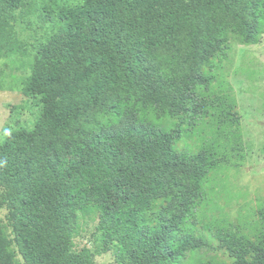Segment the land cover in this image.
I'll return each instance as SVG.
<instances>
[{"label":"trees","instance_id":"obj_1","mask_svg":"<svg viewBox=\"0 0 264 264\" xmlns=\"http://www.w3.org/2000/svg\"><path fill=\"white\" fill-rule=\"evenodd\" d=\"M263 35L264 0H0V60L43 99L1 145L0 264H95L83 219L119 264H264V212L230 219L216 196L245 157L224 64ZM202 232L220 258L189 256Z\"/></svg>","mask_w":264,"mask_h":264},{"label":"rangeland","instance_id":"obj_2","mask_svg":"<svg viewBox=\"0 0 264 264\" xmlns=\"http://www.w3.org/2000/svg\"><path fill=\"white\" fill-rule=\"evenodd\" d=\"M83 0H66V4L74 7ZM49 31V29H47ZM46 33L41 22L32 19L31 26L24 36L33 47ZM225 66V79L232 86L240 116L239 132L242 139L245 157L243 163L236 168L224 170L219 174L221 179L216 196L218 207L230 219H241L251 224H259L264 212V35L257 45L243 46L232 43ZM0 68L4 72V90L0 91V152L1 145L9 136L21 133L30 128L42 106V97L34 94L30 99L22 94V83L29 70H12L7 60H0ZM179 146H183L181 143ZM7 211L0 208V226L7 235L11 230L6 225ZM97 221L82 220L79 235L74 239L75 249L89 248L94 252L95 264H119L113 253H97L96 242ZM201 235L209 243L189 253L195 258H215L222 255L217 243L202 232ZM17 264H24L17 255Z\"/></svg>","mask_w":264,"mask_h":264}]
</instances>
